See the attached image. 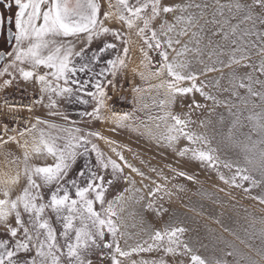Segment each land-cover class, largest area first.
<instances>
[{
    "label": "snow or ice",
    "instance_id": "obj_1",
    "mask_svg": "<svg viewBox=\"0 0 264 264\" xmlns=\"http://www.w3.org/2000/svg\"><path fill=\"white\" fill-rule=\"evenodd\" d=\"M0 5L9 11L16 8L14 17L0 11V32L7 25L9 36L15 39V48L7 53L14 57L12 63L0 75L8 73L9 67L15 68L23 81L39 85L32 103L16 106L5 99L0 107V142L15 143L23 150L22 174L26 179V186L15 198L10 185L18 183L21 173L0 182L5 185L0 189L4 197L0 198V264H123L121 258H128L130 264H185V257H189L188 264H230L226 258L229 256L237 257L231 264H264V216H251V231L245 229L249 239L258 236L261 241L256 249L260 260L238 249L219 250L222 254L217 256L218 250L213 248L211 255H202L200 249L208 245L197 246L184 240L187 229L180 225H167L162 230L141 226L139 232L130 233L123 215L127 203L131 200L139 204L145 196L138 195L142 189L136 187L131 175L125 174V167L142 180L150 177L117 151L124 145L94 128V122L111 121L112 132L131 129L162 149L181 157L190 152L193 160L217 168L221 162L219 148L212 147L207 132L190 127L198 123L206 128L210 123L192 119L196 109L207 107L196 100L198 93L205 101L227 109L232 120L224 139L243 155L242 162H223L225 168H235V172L230 178L221 174L220 179L240 188L249 182L244 192L259 188L260 193L252 199L264 204V79L260 78L264 76V0H107L103 12L101 0H0ZM109 20L118 21L119 27L107 26ZM133 32L142 41L139 51L144 71L138 73L139 78L159 83H149L145 89L130 81L135 94L132 103L136 106L131 111L118 112L109 107V88L114 93L122 88L117 78H125ZM205 54L211 64L205 62ZM253 56L259 58L258 62L253 61ZM193 63L204 67L197 71ZM225 68L233 70L225 76ZM132 72L137 74L136 69ZM209 72L221 75L197 83ZM165 75L168 79H163ZM225 79L226 85L221 83ZM12 82L5 80L0 87L7 88ZM185 82L190 83L182 86ZM209 87L230 95L218 99L217 94L206 91ZM153 89L157 96L162 93L163 99L153 98L151 105L144 103L143 93ZM189 96L190 102L185 103ZM61 101L92 107L74 110L73 119L68 111L61 110ZM36 105L45 110L43 115L35 114ZM152 106L163 115L148 112L146 120L159 121L156 129L163 124L164 132L159 134L136 115ZM177 106L180 112L173 111ZM24 109L28 115L19 116ZM244 109L248 110L246 119L251 127L246 142L238 140L233 131L244 126ZM8 118L13 123L11 128ZM253 133L257 139H253ZM181 139L196 147L178 149ZM97 140L109 144L123 164L106 155ZM35 157L51 158L54 163H30ZM151 171L166 179L162 169L153 167ZM106 175L110 178L106 179ZM120 181L127 186L108 199L109 189ZM143 188H148V196L157 197L162 186L153 189L144 184ZM146 207L152 209L153 202L148 201ZM161 210L167 211L157 209ZM257 222L261 225L258 230ZM140 233H145L146 238ZM134 238L135 244L130 245L128 240ZM154 252H163L171 260L164 256L131 259L133 254Z\"/></svg>",
    "mask_w": 264,
    "mask_h": 264
},
{
    "label": "rangeland",
    "instance_id": "obj_2",
    "mask_svg": "<svg viewBox=\"0 0 264 264\" xmlns=\"http://www.w3.org/2000/svg\"><path fill=\"white\" fill-rule=\"evenodd\" d=\"M114 2L115 0H113V3ZM131 2H134V0H130V3ZM163 2L173 3L182 2V0H163ZM221 2H225V0H221ZM247 2L251 3V0H247ZM101 3L103 12L106 10L107 0H101ZM0 11H3L5 14L2 5H0ZM107 26L116 28L119 27V22L109 20ZM3 36L4 33L0 32V46L2 45ZM131 38L133 43L129 53L128 68L125 70V78L123 81H120L119 77L117 78L118 82L122 84V88L116 93L109 88V95L112 96V99L108 102L109 107L118 112L131 111L133 107L136 106L132 103L135 94L132 93L130 89V81L134 80L136 85H142L145 89H147L149 83H159V80L156 79L144 82L139 78L138 73L144 71L141 65L142 54L139 51L142 41L134 32L131 34ZM184 39L187 40V37ZM107 41L112 42V38L107 37ZM92 47L95 48L96 44L94 43ZM12 51L13 50L10 52ZM13 58L14 57L9 56L8 62H5L2 66L0 73H3L4 68L12 63ZM203 58L206 63H212V61L208 59L207 54H205ZM223 59L227 60V57H223ZM258 59V57L253 56V61L258 62ZM192 67L199 71L204 65L193 63ZM132 69H136L137 74H134ZM232 70L233 69L225 68L224 75L226 76L227 73ZM238 71L243 72L247 71V69H238ZM220 75V72H209L206 76H200L197 83L211 81L214 78L220 77ZM13 77L15 78L13 79ZM260 78L264 79V76ZM8 79H12L13 82L12 85L7 88L0 87V107L3 106L5 99H8L10 102L19 103L18 106L28 105L32 103L38 95V82L23 81L15 68L9 67L8 73L1 75L0 86ZM163 79H168L167 75H165ZM189 83L190 82H185L182 86H188ZM221 83L226 85L227 80H222ZM206 91L217 94L218 99H223L230 95L226 92L217 93V90L211 87L206 89ZM240 91L241 95L245 94V90L241 89ZM195 96L196 100L206 104L207 107L196 109L192 119L197 121L203 120L205 122L210 121V123H207L206 128L200 127L198 123L190 125V127L196 132H207L212 138V147L219 148L221 162L217 165V168L208 167L193 160L190 152L181 157L172 150L162 149L156 145L155 141L149 140L147 136L141 137L131 129H117L115 132H112L110 129L114 125H112L111 121L107 123L94 122L95 130L102 131L105 136L117 141L119 145H124V147H117V151L122 152L128 162L140 168L141 171L145 172L146 175L150 177V179L142 180L140 176L132 173L130 169L125 167V174L131 175L136 181V187L142 189V192L138 195L145 196V199L139 204L131 200L127 203L123 215L126 222L130 225L128 231L135 234L139 232L141 226H147L150 230H162L167 225H180L187 229L183 237L184 240L194 243L197 246L200 244L208 245L207 249H200V254L202 255H211L213 248L218 250L215 253L217 256L222 254L219 250L233 251V249H238L241 253L251 256L253 259L260 260L262 258L257 255L256 249L260 246L261 241L258 236L254 239H249L245 229L251 231V216L257 218L264 216V204H260L258 200L252 199V197L258 195L261 190L256 188L252 189L251 193H245L244 188L249 187V182H244V188H240L231 184H226L220 179L221 174H223L225 178H230L235 172V168L229 170L223 166L225 160L239 159L241 162L243 161V155L240 150L232 147L224 139L231 127L232 117L225 107L213 105L212 101H205L198 93H196ZM153 98L158 101L163 99V95L161 93L160 96H157L155 89L151 91L146 90L142 95V101L149 105L152 104ZM232 99L233 102H236L234 97ZM189 102L190 96L186 99L185 103ZM59 106L61 110L68 111L73 119L76 118L74 110L80 109L81 107H86L87 110H91L92 107L91 104L88 106H81L78 104L69 105L64 101H61ZM34 110H36V112H45L39 105H36ZM173 111L180 112L181 108L177 106ZM233 111H237V109H233ZM148 112L153 115H163L160 109L155 106L145 111L137 112L136 115L148 122L146 120V113ZM19 114L27 116L28 111L24 109L20 111ZM248 114V110L244 109L243 116L241 117L244 126L233 130L234 136L240 141L246 142V134L251 130L249 121L246 119ZM221 117H223V123H221ZM158 122L159 121L148 122L150 127H152L153 131L157 134L164 132L163 124H161L160 129L155 128V124ZM8 126L9 128L13 126L12 121L8 122ZM0 127H2V125H0ZM141 131H143V129H141ZM252 135L253 139H257L254 133ZM96 142L106 155L111 156L113 159L123 164V162L119 161L115 153L111 152V146L109 144L103 140H97ZM176 147L183 150L185 147L196 146L190 145L186 139H181ZM129 149H131V151H129ZM22 152L23 150L15 143L0 142V182L9 181L16 176L17 172L21 173L18 183L10 185L12 198L21 194L22 188L26 186V179L22 174ZM17 157L21 159L17 160ZM141 161H143V163H141ZM30 163L44 165L54 163V161L51 158L45 159L43 157H35ZM153 167L162 169L163 177H166V179L152 172L151 168ZM180 172H184L186 175L181 176L179 175ZM188 176L194 178L190 180L187 178ZM105 178L109 179L110 177L106 175ZM152 181H156V183L153 184ZM237 182L239 183V180ZM144 184H147L153 189H155L157 185H161L162 189L157 194V197H151L148 196V188H143ZM4 186L5 185L0 183V189ZM126 186L127 185H125L123 181L116 183L114 187L109 189L107 198H114L115 195L119 194ZM0 198H4L2 191H0ZM150 200L153 202L152 209L146 207ZM97 207L99 208L98 205ZM157 209H166L167 211H157ZM133 223L136 224L135 228L131 227ZM255 227L258 230L261 225L257 222ZM233 233H235V235H233ZM140 237L146 238V234L140 233ZM135 242L136 238L128 240L130 245L135 244ZM229 244L233 247H228ZM121 245L122 247L124 246L123 240L121 241ZM249 245H252V247H249ZM160 256H164L163 252L140 253L138 255L133 254L131 259L138 260L141 257L145 259H157ZM164 258L169 261L171 260L168 256H164ZM226 258L230 264L237 259L236 256H229ZM121 259L123 264H130L128 258ZM184 262L188 264L189 257H185Z\"/></svg>",
    "mask_w": 264,
    "mask_h": 264
},
{
    "label": "flooded vegetation",
    "instance_id": "obj_3",
    "mask_svg": "<svg viewBox=\"0 0 264 264\" xmlns=\"http://www.w3.org/2000/svg\"><path fill=\"white\" fill-rule=\"evenodd\" d=\"M4 8V7H3ZM4 11H5V16L7 17L8 15H12L14 17L15 15V11H16V8L13 7L11 9V11H9L7 8H4ZM12 29L14 30L15 32V27H14V24L12 25ZM3 33H4V36H3V41H2V45L0 46V52L1 51H6L7 53H9L12 48L14 47V44H15V39L13 41V44L12 45H9L8 44V39H7V25L5 26V29L3 30ZM2 40V38H1ZM5 63H3L4 65ZM2 65V66H3ZM2 66H0V69L2 68Z\"/></svg>",
    "mask_w": 264,
    "mask_h": 264
},
{
    "label": "water",
    "instance_id": "obj_4",
    "mask_svg": "<svg viewBox=\"0 0 264 264\" xmlns=\"http://www.w3.org/2000/svg\"><path fill=\"white\" fill-rule=\"evenodd\" d=\"M12 31L14 32L13 29H12ZM7 39H8V44L12 45L13 41H14V37H10L8 31H7ZM0 57H3V59H0V66H2L3 63H5L7 61V59H8L7 52L6 51H1L0 52Z\"/></svg>",
    "mask_w": 264,
    "mask_h": 264
},
{
    "label": "crops",
    "instance_id": "obj_5",
    "mask_svg": "<svg viewBox=\"0 0 264 264\" xmlns=\"http://www.w3.org/2000/svg\"><path fill=\"white\" fill-rule=\"evenodd\" d=\"M14 47H15V44H14ZM13 47V48H14ZM13 50V49H12ZM8 60H9V56H8V59H7V61L6 62H8ZM0 77H1V75H0ZM34 112H35V114H37V115H43L45 112H36V110H34ZM2 143V142H1Z\"/></svg>",
    "mask_w": 264,
    "mask_h": 264
},
{
    "label": "built area",
    "instance_id": "obj_6",
    "mask_svg": "<svg viewBox=\"0 0 264 264\" xmlns=\"http://www.w3.org/2000/svg\"><path fill=\"white\" fill-rule=\"evenodd\" d=\"M13 103H15V104H16V106H18V105H19V103H17V102H13ZM19 116H22V115H20V114H19ZM9 121H11V119H10V118H8V119H7V122H9Z\"/></svg>",
    "mask_w": 264,
    "mask_h": 264
}]
</instances>
